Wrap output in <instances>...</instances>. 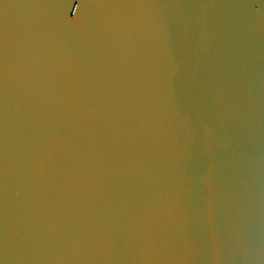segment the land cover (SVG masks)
Masks as SVG:
<instances>
[{
  "label": "water",
  "instance_id": "1",
  "mask_svg": "<svg viewBox=\"0 0 264 264\" xmlns=\"http://www.w3.org/2000/svg\"><path fill=\"white\" fill-rule=\"evenodd\" d=\"M0 264H264V0H0Z\"/></svg>",
  "mask_w": 264,
  "mask_h": 264
}]
</instances>
